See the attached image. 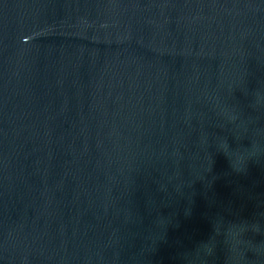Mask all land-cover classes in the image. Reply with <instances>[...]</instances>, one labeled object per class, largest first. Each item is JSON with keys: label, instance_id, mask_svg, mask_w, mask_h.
Returning <instances> with one entry per match:
<instances>
[{"label": "water", "instance_id": "obj_1", "mask_svg": "<svg viewBox=\"0 0 264 264\" xmlns=\"http://www.w3.org/2000/svg\"><path fill=\"white\" fill-rule=\"evenodd\" d=\"M0 264H264V0H0Z\"/></svg>", "mask_w": 264, "mask_h": 264}]
</instances>
